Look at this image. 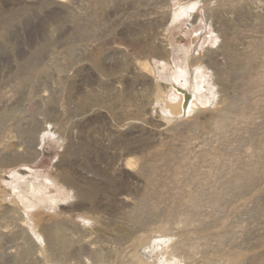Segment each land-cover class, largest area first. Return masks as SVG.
Instances as JSON below:
<instances>
[{
  "label": "rangeland",
  "instance_id": "1",
  "mask_svg": "<svg viewBox=\"0 0 264 264\" xmlns=\"http://www.w3.org/2000/svg\"><path fill=\"white\" fill-rule=\"evenodd\" d=\"M0 264H264V0H0Z\"/></svg>",
  "mask_w": 264,
  "mask_h": 264
},
{
  "label": "bare ground",
  "instance_id": "2",
  "mask_svg": "<svg viewBox=\"0 0 264 264\" xmlns=\"http://www.w3.org/2000/svg\"><path fill=\"white\" fill-rule=\"evenodd\" d=\"M186 54L189 55L188 52H186ZM190 66L191 64L189 61L185 68L179 70L175 68V73L168 78L170 85L174 90L169 98L170 105L182 110H192V107L198 104L207 103L208 98V94L206 93L207 90L205 89L207 78L201 70L202 67L191 69ZM10 186L12 194L22 202L25 209L32 207L31 205H34V209L37 208V206L40 205V202L44 199H42L44 189L35 183H29L24 180L23 182L17 181Z\"/></svg>",
  "mask_w": 264,
  "mask_h": 264
}]
</instances>
